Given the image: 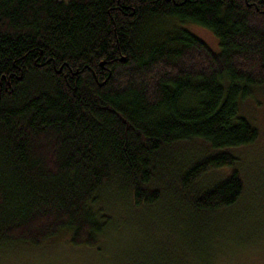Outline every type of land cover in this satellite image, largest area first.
<instances>
[{
    "label": "trees",
    "instance_id": "1",
    "mask_svg": "<svg viewBox=\"0 0 264 264\" xmlns=\"http://www.w3.org/2000/svg\"><path fill=\"white\" fill-rule=\"evenodd\" d=\"M263 86L264 0H0V264L63 233L101 251L156 208L201 243L216 215L253 219L233 150L258 140L241 103Z\"/></svg>",
    "mask_w": 264,
    "mask_h": 264
},
{
    "label": "rangeland",
    "instance_id": "2",
    "mask_svg": "<svg viewBox=\"0 0 264 264\" xmlns=\"http://www.w3.org/2000/svg\"><path fill=\"white\" fill-rule=\"evenodd\" d=\"M186 25L211 49L219 51L218 38L211 30L195 23ZM241 110L259 130L258 140L254 144L233 150L241 159V174L246 181L244 197L247 198L238 210L241 211L247 204H252L260 211L254 213L253 219H237L235 222L237 210L234 209L216 215L210 219L209 229H204L200 234L201 243L198 236L185 234V226H179V230L174 229V233L170 231L172 235L170 233L165 236L159 228H165L161 220L166 221L167 218L163 216L160 208H156L150 210L155 217L152 218L154 226L144 221L145 219L137 220L133 217H125V223L119 226L118 219L119 227L109 231L110 235L103 240L102 250L98 252H93L94 248L71 246L67 241L69 234L63 233L50 242L47 249L49 251L41 254L39 264H141L145 260L148 264H238V261L232 258L229 261V251L235 252L252 244L257 246L249 248L251 253L248 255L252 258H244L245 263L240 264H257L255 257H261L260 253H264L258 251L264 247V86L256 88L252 96L242 101ZM199 147L205 146L199 142ZM222 171L231 172L228 169H220L213 173L220 177ZM253 206L250 208H254ZM168 224L174 226L171 221H168ZM167 239L173 242L170 246L166 243ZM140 250H143L142 254H139Z\"/></svg>",
    "mask_w": 264,
    "mask_h": 264
}]
</instances>
